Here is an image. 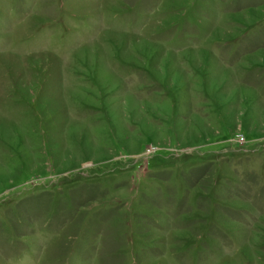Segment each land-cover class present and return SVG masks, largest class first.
Instances as JSON below:
<instances>
[{"label": "rangeland", "instance_id": "374dc122", "mask_svg": "<svg viewBox=\"0 0 264 264\" xmlns=\"http://www.w3.org/2000/svg\"><path fill=\"white\" fill-rule=\"evenodd\" d=\"M0 264H264V0H0Z\"/></svg>", "mask_w": 264, "mask_h": 264}]
</instances>
